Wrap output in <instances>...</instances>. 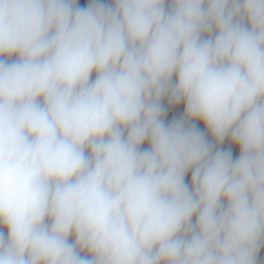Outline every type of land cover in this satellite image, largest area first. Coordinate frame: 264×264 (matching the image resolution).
<instances>
[{"label": "clouds", "instance_id": "clouds-1", "mask_svg": "<svg viewBox=\"0 0 264 264\" xmlns=\"http://www.w3.org/2000/svg\"><path fill=\"white\" fill-rule=\"evenodd\" d=\"M262 248L264 0H0V264Z\"/></svg>", "mask_w": 264, "mask_h": 264}, {"label": "crops", "instance_id": "crops-1", "mask_svg": "<svg viewBox=\"0 0 264 264\" xmlns=\"http://www.w3.org/2000/svg\"><path fill=\"white\" fill-rule=\"evenodd\" d=\"M82 2H83V0H80V3L81 4H82ZM105 2H107V0H105ZM164 103L167 106V101L166 100H165ZM183 110H184V104H183V102H181L179 105H176L174 107H169L168 108V114L166 116V121H170L173 118H178V117L182 116L183 115ZM197 126L201 130H204V126H203L202 123L198 122L197 123ZM146 146L147 145L145 144V147ZM228 146H229V144L226 141L224 147H228ZM233 153H234V155H238V148L233 147ZM187 179L190 180V174H189V176H188ZM258 258H259V260L264 261V248L261 249Z\"/></svg>", "mask_w": 264, "mask_h": 264}, {"label": "trees", "instance_id": "trees-1", "mask_svg": "<svg viewBox=\"0 0 264 264\" xmlns=\"http://www.w3.org/2000/svg\"><path fill=\"white\" fill-rule=\"evenodd\" d=\"M85 2H86V0H83L82 4L85 3Z\"/></svg>", "mask_w": 264, "mask_h": 264}]
</instances>
